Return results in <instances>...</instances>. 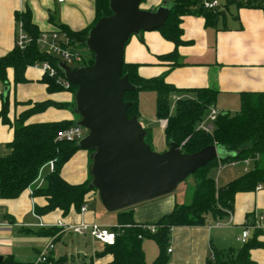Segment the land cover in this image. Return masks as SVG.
<instances>
[{
    "label": "crops",
    "instance_id": "0c3cea01",
    "mask_svg": "<svg viewBox=\"0 0 264 264\" xmlns=\"http://www.w3.org/2000/svg\"><path fill=\"white\" fill-rule=\"evenodd\" d=\"M173 0H147L141 5L142 10H154L163 3ZM248 0H219L220 16L215 28H207L201 16L186 15L181 18V41L184 43L175 47L166 41L160 32H144L139 37H131L124 47L123 60L125 64L137 65L140 78L149 80L163 77L166 84L171 85L179 93L170 97V114L174 112L175 103L179 99L193 98L194 91L214 89L216 98L211 107L221 114H235L240 108L242 94H264V16L260 10L238 8L236 3ZM228 2H230L228 4ZM28 12L31 23L40 34L61 31L66 28L71 32L83 31L96 21V0H0V58L9 54L15 46L19 25L15 15ZM62 32V31H61ZM176 52L178 66L172 67V62L163 57ZM23 77L25 82L14 83L12 69L6 70L7 87L0 81V112L2 109L4 89L7 88V119L13 122L18 116L33 108L35 104L52 103L60 105L49 106L42 112L30 115L26 124L49 122L75 123L78 118L73 112L71 91L64 89L59 92H48L43 83L44 73L35 67H27ZM3 88V89H2ZM2 90V91H1ZM143 91L138 96V111L141 127L150 136V148L155 152H165L168 144L165 140V125L155 118V93ZM153 105V117L145 116L142 105L148 103L147 110ZM207 110L203 120L208 115ZM235 113H231L234 112ZM202 120V121H203ZM13 139L11 127L0 121V158L9 155L8 145ZM90 151L78 150L60 170V177L66 183L79 185L90 179ZM244 161V160H243ZM237 161L230 165L226 162L221 171L218 170L214 180L216 188L225 186L253 168L250 161L247 164ZM244 166L243 173L229 171L222 177L221 183H216L218 176L225 167ZM250 166V169L246 167ZM218 167L216 166L212 169ZM211 170V171H212ZM211 171L209 176H211ZM41 179H38L39 184ZM185 182V181H184ZM181 183L171 194L132 207L131 217L136 224H155L161 217L172 212L176 205L191 203L195 181L192 180L190 190L183 189ZM45 200L33 198L31 189L25 190L18 198L4 200L0 198V257L19 264H35L42 251L49 248L48 258L57 260V244L65 245L69 235H76L58 227L73 226L85 223H102L106 212L97 202V193L90 191L84 198L85 212L71 209L66 216L58 210L44 216H37L34 207H42ZM229 212V211H228ZM220 219L208 218L201 227H177L171 232L167 250L166 264H206L213 251L227 249L238 250L242 244L238 242L241 231L249 228L250 237L264 246V220L259 228H252L255 220L264 218V187L249 193H238L234 197L233 209ZM116 223V213H112ZM56 230V232L52 231ZM52 233H54L52 235ZM90 240L93 255L90 264H109L110 255L96 257L104 250V246L95 241L89 234L77 235ZM146 263H152L159 254L158 246L153 241L143 243ZM250 260L254 264H264V247L252 249ZM61 258V257H58Z\"/></svg>",
    "mask_w": 264,
    "mask_h": 264
},
{
    "label": "trees",
    "instance_id": "16d2710c",
    "mask_svg": "<svg viewBox=\"0 0 264 264\" xmlns=\"http://www.w3.org/2000/svg\"><path fill=\"white\" fill-rule=\"evenodd\" d=\"M170 3L172 9L168 19L158 32L175 47L184 44L181 41L180 28L182 17L201 16L205 20V26L214 29L216 20L220 16V11L214 13L204 11L195 0H173ZM236 6L260 10L264 16V0L239 1ZM110 15L108 0H96V21L92 26L80 32L60 28L66 34L72 48L81 54L86 52V58L82 55L80 67H90L94 62L93 55L90 52L91 55H87L85 45L89 30L98 20ZM15 20L29 42L24 49H19L15 45L9 54L0 58V81L4 86L7 87V69L13 70L14 83H23L24 70L41 62L50 63L59 75L63 76L60 64L39 50L37 39L40 33L32 25L28 12L16 14ZM163 59L172 62V67L179 65L175 51ZM137 68V65L125 63L122 68L123 75H127L130 84L136 87L135 91L126 92L123 96V101L129 104L128 118L139 119V93L154 92L155 118L166 120L164 136L167 144L174 142L185 155L198 153L208 146H217L229 155L222 163L241 162L246 159L253 163L250 171L219 188H216L214 180L209 176L210 171L216 166V160L197 170L191 176L195 181L191 203L176 205L170 214L161 217L155 224L134 223L131 208L116 213V223L111 227L116 234L115 243L111 247L104 246V250L96 254V257L110 255L112 261L109 264H148L144 258L143 243L153 241L158 246L159 254L149 264H166L167 248L174 228L201 227L206 224L209 217L220 219L226 215L225 213L232 211L236 194L254 192L257 187H264V94H242L239 110L233 115L228 113L219 115L214 123L213 133L206 135L197 127L215 101L214 89L197 90L194 91L193 98L179 99L171 115L170 97L179 91L166 84L163 77L149 80L140 78ZM43 83L47 85L48 92L64 90L55 78H50L46 74ZM76 89L75 86L70 85L67 90L74 95ZM7 105V98L3 99L0 121L11 127L13 139L8 145L9 155L0 158V198L13 200L30 188L33 198L41 197L45 200L44 206L34 207V213L39 217L55 210L60 211L62 216H66L71 209L80 211L84 206L85 196L94 190L89 187L90 179L79 185H71L62 180L60 170L78 148L75 143L56 141L57 133L73 126L74 123L64 121L29 125L25 123L30 115L42 112L49 106L61 107L48 102L35 104L33 108L21 113L18 118L10 122L7 119ZM145 133L142 141L150 147V136ZM49 162L53 164L52 171L45 167ZM38 179L43 180L39 186ZM151 227L154 228V233L148 230ZM52 231L56 232V230ZM256 235L257 231L254 237H250L238 250L213 251L212 259L207 260L206 264H254L250 260L249 252L264 247L255 240ZM64 262V258L54 261L51 257H47L43 264H64ZM3 263L19 264L10 260H4Z\"/></svg>",
    "mask_w": 264,
    "mask_h": 264
},
{
    "label": "water",
    "instance_id": "95a60500",
    "mask_svg": "<svg viewBox=\"0 0 264 264\" xmlns=\"http://www.w3.org/2000/svg\"><path fill=\"white\" fill-rule=\"evenodd\" d=\"M145 1L108 0L111 15L96 22L85 43L93 64L75 70L60 65L65 80L77 88L74 126L82 128L85 136L75 145L91 152L89 187L108 213L171 195L197 170L229 157L217 146L185 155L174 142L168 143L167 151L156 153L142 141L146 133L138 120L128 118L129 104L123 96L136 87L122 73L124 47L133 36L162 29L172 9L171 3H163L142 10ZM7 95L5 88L3 99Z\"/></svg>",
    "mask_w": 264,
    "mask_h": 264
},
{
    "label": "built area",
    "instance_id": "2783aa9c",
    "mask_svg": "<svg viewBox=\"0 0 264 264\" xmlns=\"http://www.w3.org/2000/svg\"><path fill=\"white\" fill-rule=\"evenodd\" d=\"M56 1L58 3L64 2V0ZM195 1H197L198 5L206 12H218L221 8L219 0ZM28 42V37L23 33L21 29H19V32L16 36L15 45L19 49H24L25 45ZM37 46L43 54L55 59L60 65H65L66 67L73 70L82 68L80 67L82 62V54L78 50L72 48L66 34L61 31L52 32L49 34H40L39 38L37 39ZM33 67L40 69L48 77L55 78L56 82L64 89H68L70 87V84L65 80L64 75H59L58 71L50 63H36ZM219 115H221V113L218 110H216L214 107H210L207 117L198 124L197 129L206 135H211L214 131V123ZM160 124L161 126L165 125L166 120H162ZM84 136L85 131L82 128L73 125L59 131L56 136V141L76 144L77 142L82 140ZM216 161L218 162V170L221 171L225 163L220 162L218 159ZM236 162L237 161H229L228 163H230V165H233ZM248 162H250V160L248 159L243 161V163L245 164H247ZM45 167L48 168V170L52 171V162L47 163ZM39 185H41V183H39L38 186ZM260 189V186L256 188V190ZM85 210V207L80 208L81 213H84ZM263 220L264 218L262 216L258 217V219L255 220L252 228H259L260 223ZM58 227L80 236L89 234L95 241L107 247L113 246L116 239V234L111 230V228H103L97 224L88 225L85 223H81L79 225L65 227L61 223H58ZM148 230L151 233H154L155 231L152 227L148 228ZM249 238V228L247 227L241 231L238 242L243 245ZM48 250L49 248L41 252L35 264H43L46 261L49 253ZM167 252H170V250H167ZM210 259H212V257Z\"/></svg>",
    "mask_w": 264,
    "mask_h": 264
},
{
    "label": "rangeland",
    "instance_id": "374dc122",
    "mask_svg": "<svg viewBox=\"0 0 264 264\" xmlns=\"http://www.w3.org/2000/svg\"><path fill=\"white\" fill-rule=\"evenodd\" d=\"M144 3L145 2H143L142 4H144ZM140 9H141V6H140ZM82 55L84 58H86V52L85 51L82 53ZM87 55H89V56L91 55L88 50H87ZM147 94H149V96L153 95L152 92H147L143 96H145V95L148 96ZM144 106L148 107V103H146V105L143 104L142 107L144 109L145 116L152 119V117H153V115H152V113H153L152 101H151V105H150V110H147L146 108H144ZM231 113L233 114V113H235V111L231 112ZM156 153H159V152H156ZM226 165H227V163H226ZM226 165L224 164V166H226ZM246 168L250 169V166H248ZM230 170L233 172H236V173H238V172L243 173L244 166L237 165L235 167H225L224 170L221 172V174L218 176L216 183H221L222 177L225 176L226 174H228V172ZM217 172H218V167L211 171L212 179H214V180L216 179ZM192 180H193L192 177H189L187 180H185L182 188L185 190L188 189V192H189V190L191 189L190 184H191ZM42 182H43V180L41 179L40 183H42ZM97 202H99L98 198H97ZM105 214L106 215L101 218L102 219L101 222L108 225L107 228H111L112 223L114 222V217H113L112 213L106 212ZM57 255H58L57 259H59L58 257L65 259L64 264H90V260H91V257L93 255L92 245H91L90 240L85 241L84 238H80L77 235H69V238H68L65 245H62L61 243L57 244Z\"/></svg>",
    "mask_w": 264,
    "mask_h": 264
}]
</instances>
